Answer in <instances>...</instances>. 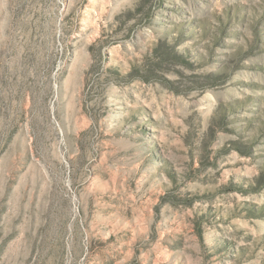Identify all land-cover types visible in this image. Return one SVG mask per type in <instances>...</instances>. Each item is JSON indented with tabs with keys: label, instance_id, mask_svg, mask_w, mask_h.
Segmentation results:
<instances>
[{
	"label": "rangeland",
	"instance_id": "374dc122",
	"mask_svg": "<svg viewBox=\"0 0 264 264\" xmlns=\"http://www.w3.org/2000/svg\"><path fill=\"white\" fill-rule=\"evenodd\" d=\"M0 264H264V0H0Z\"/></svg>",
	"mask_w": 264,
	"mask_h": 264
}]
</instances>
